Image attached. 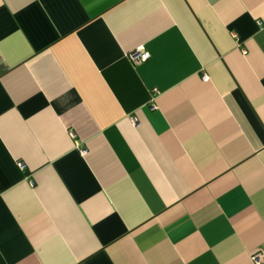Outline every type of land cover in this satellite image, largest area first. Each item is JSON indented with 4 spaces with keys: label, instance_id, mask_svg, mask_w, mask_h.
Segmentation results:
<instances>
[{
    "label": "crops",
    "instance_id": "0c3cea01",
    "mask_svg": "<svg viewBox=\"0 0 264 264\" xmlns=\"http://www.w3.org/2000/svg\"><path fill=\"white\" fill-rule=\"evenodd\" d=\"M258 252L264 0H0V264Z\"/></svg>",
    "mask_w": 264,
    "mask_h": 264
},
{
    "label": "built area",
    "instance_id": "2783aa9c",
    "mask_svg": "<svg viewBox=\"0 0 264 264\" xmlns=\"http://www.w3.org/2000/svg\"><path fill=\"white\" fill-rule=\"evenodd\" d=\"M149 57L150 55L143 49H139L130 54L131 60L136 64L147 61ZM203 81L206 83L209 82V77L203 76ZM21 169L24 170V165L22 164H21ZM253 261L255 262V264H263L262 252L256 253L253 257Z\"/></svg>",
    "mask_w": 264,
    "mask_h": 264
}]
</instances>
